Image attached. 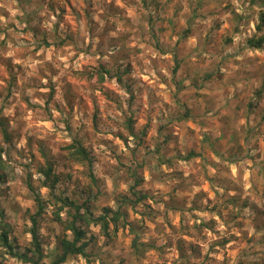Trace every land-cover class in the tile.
<instances>
[{
	"label": "rangeland",
	"instance_id": "rangeland-1",
	"mask_svg": "<svg viewBox=\"0 0 264 264\" xmlns=\"http://www.w3.org/2000/svg\"><path fill=\"white\" fill-rule=\"evenodd\" d=\"M262 11L264 0H0L10 240L32 239L29 181L47 255L62 233L31 157L40 144L58 162L54 194L93 174V212L121 208L130 222L110 237L91 225L90 256L60 264H264V43L248 42L264 36ZM75 140L91 164L70 158ZM0 264L28 263L0 240Z\"/></svg>",
	"mask_w": 264,
	"mask_h": 264
},
{
	"label": "trees",
	"instance_id": "trees-1",
	"mask_svg": "<svg viewBox=\"0 0 264 264\" xmlns=\"http://www.w3.org/2000/svg\"><path fill=\"white\" fill-rule=\"evenodd\" d=\"M260 16L261 23L258 24V28H261V26L264 25V11L261 12ZM248 42L254 48H261L264 43V36L249 38ZM106 72L110 71L106 70ZM100 76L101 79H103L104 73H100ZM130 120L132 119L129 118V122ZM2 124L5 123L2 122ZM3 133L9 140L10 133L6 127H4ZM69 150L70 158L72 160L78 162L88 161L89 164L92 163L90 152L80 140H75L71 143ZM4 151L5 149L0 146V182L4 181L7 173V161L2 157ZM31 152L32 159L38 160L36 164L37 172L45 176L43 186L49 188L53 198L51 199L55 205H58V208L55 211V220L59 221L61 224L62 233L57 236L54 251H52L50 255H47L44 251L41 235L39 233V220L41 217L43 218L45 202L42 195L35 190L33 184L29 181L28 187L34 194L38 209L35 214L31 215L32 225L28 229L32 235L30 245H25L22 250L20 249L19 242L10 240L13 233L12 221H10L6 209L2 207L0 203V240L8 254L17 257L28 264H43L42 260L45 257L50 258V264L64 263L73 255L89 257L90 253L88 251V245L92 243V237L88 238L87 236L91 230V225H100L103 234L110 237L112 234H116L120 225L125 227L130 223L126 211H123L121 208L114 209L112 206H106L102 208V213L100 214H95L93 212L91 208L93 206V200H91V198L94 186H97V178L93 174H91V185L84 187L81 191L77 187L73 190L72 195L64 196L63 193L54 194L53 191L61 179L60 171H58V162L50 159L45 148L40 144L37 145V150L35 152ZM192 155H194V153H191L188 157ZM80 192L89 195V197L81 199L79 197L81 195ZM63 209L68 210L69 215L66 219H63L60 216V211ZM134 245L137 250H140V245H142V243L135 239Z\"/></svg>",
	"mask_w": 264,
	"mask_h": 264
}]
</instances>
